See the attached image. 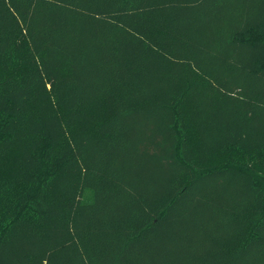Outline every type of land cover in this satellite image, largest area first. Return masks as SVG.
Masks as SVG:
<instances>
[{"label":"trees","instance_id":"trees-1","mask_svg":"<svg viewBox=\"0 0 264 264\" xmlns=\"http://www.w3.org/2000/svg\"><path fill=\"white\" fill-rule=\"evenodd\" d=\"M0 264H264V0H0Z\"/></svg>","mask_w":264,"mask_h":264},{"label":"rangeland","instance_id":"rangeland-1","mask_svg":"<svg viewBox=\"0 0 264 264\" xmlns=\"http://www.w3.org/2000/svg\"><path fill=\"white\" fill-rule=\"evenodd\" d=\"M190 134L192 136L191 140L195 141V138L193 137L194 135L193 131ZM228 159H232L233 162L238 163V164L252 166L256 170V172L261 171L260 159L255 154L234 150L230 152L229 156L225 160H228ZM92 200H93V193L91 191H87L83 196V201L91 202Z\"/></svg>","mask_w":264,"mask_h":264}]
</instances>
